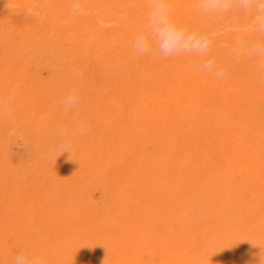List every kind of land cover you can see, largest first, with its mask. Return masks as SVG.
Masks as SVG:
<instances>
[{"label": "rangeland", "instance_id": "374dc122", "mask_svg": "<svg viewBox=\"0 0 264 264\" xmlns=\"http://www.w3.org/2000/svg\"><path fill=\"white\" fill-rule=\"evenodd\" d=\"M73 1H89L91 8H103V19L110 15L108 10L114 3L119 17L128 11L133 22L140 20L141 24L143 18L147 20L152 4V0ZM73 1L62 3L68 6ZM171 1L176 7L178 3L176 11H169L173 22L209 35L207 54H180L179 64L177 55L164 59L154 46L149 54H138L133 48L135 38L129 36L131 50L122 57L138 72H131L132 79L150 68L148 72L158 85L167 83L175 74L163 71V67L177 61L180 66L192 62L201 70L211 59L213 67L201 70L206 77L205 91L198 84L190 89L199 116L154 124L157 128L152 135L131 128L127 115L108 111L100 122L94 106L101 88L95 71L50 63H0V229L4 230L0 241L13 240L15 232L9 229L26 223L78 224L91 211L105 209L112 193L118 200L123 185L137 184V190L146 196L156 231L167 228L174 236L164 241L173 263L185 253L191 264H261L248 230L254 225L249 218L260 202L252 181L246 178L250 170L242 173L231 169V162L222 159L228 151L219 156L212 140L235 135L240 147L255 151L251 160L264 143V56L251 51L254 45L264 46L262 21L258 19L262 14L255 3L241 8V0H231L227 11L209 13L200 8L201 0ZM182 11L191 16L187 21L177 20ZM52 12L48 10L43 21L32 23L40 29L48 28ZM58 55L54 52L53 57ZM220 71L223 75L218 77ZM110 77L119 81L123 73L117 71L105 79ZM73 91L79 93L80 103L65 112L64 98ZM156 91L164 93L158 87ZM211 120L229 126L225 131H215ZM61 132L68 133L67 144L60 139ZM108 154L114 156V164L112 160L105 162ZM242 155L239 150L237 158L242 159ZM100 159L101 177L97 173ZM112 186L118 187L117 192Z\"/></svg>", "mask_w": 264, "mask_h": 264}, {"label": "bare ground", "instance_id": "6f19581e", "mask_svg": "<svg viewBox=\"0 0 264 264\" xmlns=\"http://www.w3.org/2000/svg\"><path fill=\"white\" fill-rule=\"evenodd\" d=\"M59 1L0 0V63L7 66H14L16 63L34 65L50 63L95 71L101 87L94 103L98 109L97 113L95 112L97 118L100 122L103 121L108 111L119 116L127 115L131 118V128L137 132L151 133L157 128L154 124H168L176 117L199 116L195 108L196 100L190 89L198 84L203 85L202 90L205 91L206 77L200 67L192 62L180 66L182 60L180 54L177 55L179 64L177 61L176 64L163 67V71H172L175 74L167 83L164 82L165 85L162 84L163 82L158 85L157 81L152 79L148 72L150 68L147 72L139 69L141 73L136 75L139 77L137 81L132 79L138 72H135L136 68L133 70L128 67L122 55L131 50L130 38H135L140 33V29L144 28L141 25L144 26L147 20L143 18L142 24L140 20L133 22L134 19L128 11H124V16L119 17L114 3L108 10L110 15L103 19L101 15L105 10L99 6L91 8L89 1L78 3L79 11L76 12L72 9L77 2L71 0L73 2L67 6V3L63 4L62 0ZM166 2L170 12L177 10L178 3L176 7L171 0ZM56 7H59V10L54 11ZM48 10L53 11L49 16L50 26L46 29L37 28L35 22L43 21ZM190 17L186 11H182V15L177 17V20L187 21ZM170 19L173 21L175 18L170 16ZM54 52L59 54L58 57H53ZM117 71L123 73L122 80L116 81L111 77L105 79L108 74H115ZM131 72H134V75ZM8 73L10 74V72L5 74ZM126 76L129 77L125 78ZM157 87L159 91L164 90V93H157ZM85 107L88 110V105ZM210 125L215 131H225L229 126L217 120H211ZM118 126L123 127L119 123ZM236 139L235 135H229L226 139L220 136L214 137L212 141L217 144L214 151L219 156L228 151L222 159L226 158L224 160L228 159L227 162H231V169H239L242 173L247 169L250 170L246 178L252 181L254 192L259 196L260 202L255 213L249 218L253 220L254 225L248 230L252 234L253 245L259 253L261 262L264 257V143L259 145L256 158L251 160L249 158L255 154V151L249 146L240 147ZM239 150L243 153L242 159L237 158ZM113 157L112 154H108L105 162L111 163L112 160L114 164ZM102 162L101 159L98 162L99 177L103 175ZM242 173L239 175L243 176ZM121 182V184L125 183L122 180ZM112 188L117 192V186ZM120 192L118 200L112 193L105 209L98 208L95 212L91 211L87 217L73 226L41 222L37 225L26 223L10 228L9 230L15 232L13 236H16L13 240L0 241V264H13L15 256L22 249H26L31 255L41 256L45 264H191L190 258L185 253H182L178 263L172 262L164 241L174 239V236L167 231V228L156 231L146 196L142 191L140 193L137 190V184L123 185ZM3 233L4 230L0 229V234ZM161 238L162 241H159Z\"/></svg>", "mask_w": 264, "mask_h": 264}, {"label": "clouds", "instance_id": "9594fccd", "mask_svg": "<svg viewBox=\"0 0 264 264\" xmlns=\"http://www.w3.org/2000/svg\"><path fill=\"white\" fill-rule=\"evenodd\" d=\"M253 3L257 11L262 15L260 19V29L264 31V0H241V6L249 8ZM231 6V0H201L200 8L206 12L227 11ZM74 12L79 11V4H74ZM210 39L208 34L189 31L170 19L169 6L166 0H152L151 10L148 13L147 21L134 41V50L140 55L149 54L153 46L165 58L185 53H197L206 55ZM251 51L264 56V46L254 45ZM213 60H207L201 70L211 69ZM223 72H217V76H222ZM16 87H19L18 85ZM15 91V89H13ZM81 97L77 91H73L64 98V111L68 112L80 103ZM60 139L63 143L69 142L67 132H61ZM13 264H45L41 256L31 255L26 249L20 250L13 260ZM261 264H264L262 257Z\"/></svg>", "mask_w": 264, "mask_h": 264}]
</instances>
